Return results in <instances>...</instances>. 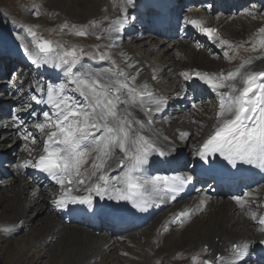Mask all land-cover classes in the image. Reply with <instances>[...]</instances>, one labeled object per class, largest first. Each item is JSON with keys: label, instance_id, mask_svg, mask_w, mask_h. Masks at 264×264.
Segmentation results:
<instances>
[{"label": "bare ground", "instance_id": "1", "mask_svg": "<svg viewBox=\"0 0 264 264\" xmlns=\"http://www.w3.org/2000/svg\"><path fill=\"white\" fill-rule=\"evenodd\" d=\"M22 1L29 17L35 12L32 19L43 15L45 22L16 21L8 16L11 11L8 5L0 9V76H3L0 90H7L0 104V151L5 154L6 168L10 169V173H6L8 178L4 177L0 184V259L4 257L8 264H42L44 259L52 257L57 247L62 263L74 260L75 264H203L204 261L210 264H264L257 257V245L264 241V224L260 223V218L264 217V184L249 189L240 198V203L234 196L212 198L200 189V192L195 191L168 205L162 212L152 211L147 224L113 232L102 222L95 229L88 217L105 214L104 219H108L107 214L118 199L93 193L91 206L67 203L57 207L54 201L64 191L62 186L56 181L43 182L36 176L34 167H19L25 160L34 162L43 153L46 133L50 129L42 132L36 125L48 124L54 119L51 110L55 109L50 104L46 103L49 107L38 113L30 108V97H41L42 90L47 93L50 86L63 83L66 85L64 95L83 102V97L76 91L77 85L70 80L87 79L84 76L87 72L93 79L99 76L103 82L110 83L125 80L116 75L124 71L129 78L126 82L138 93L144 92L146 85V91L152 94L151 97L138 96L136 105L128 108L143 123L142 128L135 124L133 128L164 153L159 160L155 152H150L147 162L141 165V172L133 175L151 180L181 165L186 171L187 183L184 185L191 186L194 181L189 162L219 123L216 116L219 97L195 73L226 75L249 58L252 63L241 69L242 72L264 70V46L259 44L264 40V33L259 31L264 28V2L241 0L232 3L237 8L236 17L240 15L234 19L228 13L216 16L204 5L206 3L198 5L194 0H156L161 6L172 4L168 13L175 27V31L170 29L158 34L148 28L147 16L153 10L151 0H134L131 5L126 0ZM246 3L251 8L242 6ZM201 18L205 21L204 27L216 28V36L229 44L220 45V39L214 36L210 48L198 29H189L187 20ZM64 25L67 27H62ZM26 28L36 33L40 31L42 39L51 41L53 47L59 45L61 52L77 51L80 61L73 67L71 77L65 75L68 66L56 60L54 54L49 63H44L43 55L25 52V48L38 52ZM77 30L87 34L76 35ZM14 42L23 49V55L12 49ZM216 46H219L218 50H215ZM155 53L159 56L152 60ZM101 55L107 58L102 60ZM21 56L25 62L19 63L20 68L35 60L41 66H47L46 72L35 79L27 67L25 75L15 74L16 81L8 83L4 76L11 72L12 65L19 62ZM183 73H187V77ZM132 76L136 77L135 81L130 79ZM237 86L242 87L239 80ZM198 87H201L200 92ZM33 88H36L35 92ZM227 90L219 89L220 92ZM160 98L164 103L156 110L157 105L152 101ZM141 100L149 111L141 110ZM124 107L120 105L121 110ZM185 108L188 109L184 111ZM45 112L49 117L44 116ZM14 120L18 124H14ZM16 141L21 145L23 157L13 165L11 153L14 150L10 146ZM95 155H90L83 166L88 170L83 175L85 185H72L77 189L72 195H88L84 191L86 186L103 183L88 175ZM122 158L123 153L116 149L103 172L112 183H116L115 178L123 172ZM0 177L3 178V173ZM160 186L149 184L142 190L149 204L159 201ZM109 195L115 193L110 191ZM177 211L189 213L180 225L177 222L171 224ZM33 215L37 218L30 219ZM19 221H22L20 225ZM234 243L246 244L247 249L235 256L231 248Z\"/></svg>", "mask_w": 264, "mask_h": 264}, {"label": "snow or ice", "instance_id": "2", "mask_svg": "<svg viewBox=\"0 0 264 264\" xmlns=\"http://www.w3.org/2000/svg\"><path fill=\"white\" fill-rule=\"evenodd\" d=\"M133 2L134 0H126L129 5ZM187 23L209 39H213L214 36L220 39L216 36L217 29L203 26L205 23L203 18L189 19ZM62 27H67V25ZM72 27L75 28L74 25ZM25 31L32 37V44L38 50V52H33L25 48L26 53L33 56L42 53L44 63H49L54 54L56 60L68 66L65 75L69 77L73 75V67L80 61V56L75 49L61 52L58 50L59 45L53 47L51 41L39 38L31 28H26ZM116 31L119 29L117 28ZM259 31L264 33V28ZM75 34L83 36L87 33L77 30ZM225 44L229 42L220 39V45ZM259 44L264 46V40L259 41ZM255 48L254 44L253 50ZM224 54L227 56L228 52L225 51ZM106 58V55L100 57L102 60ZM251 63L252 59L249 58L226 75L195 73L219 97V111L216 113L219 123L215 131L203 142L199 152L202 159L209 154L219 152L233 167H236L238 163H243L264 168V70L241 71ZM116 75L125 77V80L117 79L105 83L99 76L93 79L92 75L87 72L84 73L87 79L70 80L71 83L77 85L76 91H79L83 97V102L75 101L72 97L64 95L66 85L63 83L47 89V101H38L46 102L55 109L54 119H51L48 124L36 125V128L42 132L46 128L50 129L44 141V154L34 162L32 160L23 161L19 167L38 168L47 172L62 186L64 191L60 198L54 201L57 207H63L67 203L91 206L92 194L95 193L101 197L108 195L109 199L131 201L134 208L145 210L141 204L137 203V200L147 185L151 184L153 187L163 185L166 191L176 192L179 191V185L187 183L186 180L177 177H153L148 180L133 175V173L141 172V165L147 162L150 152H159L161 156L164 153L140 136L138 130L133 128L134 124L142 128L143 123L128 110L129 107L136 105L138 96L151 97L152 94L146 91V85L144 86L145 91L138 93L136 88L126 82L129 78L124 71H119ZM182 75L187 77V73ZM130 79L135 81L136 77L132 76ZM237 80L242 87L237 86ZM223 88L228 90L220 92L219 89ZM122 96L125 98L122 99ZM152 102L157 105L156 110H159V105L163 104L164 100L160 98ZM120 105H125L123 110ZM139 106L141 110L149 111L144 108L142 100ZM44 116L49 117V113L45 112ZM116 149L123 153V158L120 160L123 172L120 177L115 178L116 183H112L111 178L105 177L103 172L109 166L108 161L113 158ZM93 153L96 155L88 175L97 177L98 181L103 183L86 186L84 191L88 195H72V192L77 190L72 185H85L83 175L84 171L88 170L83 169V166ZM110 191L115 195H109ZM234 199L237 203L241 202L239 197ZM203 203L201 201V204ZM188 215L187 211H182L176 215L172 223L182 222V218ZM260 223L264 224V217L260 218ZM231 248L234 255L239 256L247 249V245L234 243ZM203 264H210V262L204 261Z\"/></svg>", "mask_w": 264, "mask_h": 264}, {"label": "rangeland", "instance_id": "3", "mask_svg": "<svg viewBox=\"0 0 264 264\" xmlns=\"http://www.w3.org/2000/svg\"><path fill=\"white\" fill-rule=\"evenodd\" d=\"M6 5H8L10 8H11V11L9 12V14H8V16L10 17V18H13V19H15L16 21H23V20H28V19H31L32 21H34L35 23H40L41 21H43V22H45V19H43V15H41L38 19H32V17H35V15H36V13L35 12H32V16H31V14H30V17L27 15V12H28V10H27V7H26V4H25V2L24 1H22V0H0V9H3ZM246 6H247V4H245ZM244 5V6H245ZM260 6H262V5H260ZM245 8V7H244ZM247 8H249L248 6L246 7V9ZM250 8H251V6H250ZM23 13V15H22V13ZM244 11V10H243ZM242 11V12H243ZM249 11V10H248ZM242 12H241V14H242ZM231 14H230V16L233 14V11L232 12H230ZM29 14V13H28ZM218 14H219V12H216L215 13V15L216 16H218ZM21 15H22V17H21ZM229 15V14H228ZM240 16V15H239ZM239 16H235V15H233V17H235L234 19H237ZM262 16V15H261ZM43 19V20H42ZM11 32V31H10ZM6 33L8 34V36L11 38V39H13V37H12V35L6 30ZM191 33H189V35H190ZM189 35L187 36V38H189ZM37 36L39 37V38H41L42 39V34H41V32L39 31L38 33H37ZM3 45H5V43H3ZM13 48L12 49H14L16 52H18V53H20V54H24V52H23V49L21 48V47H19V45L17 44V43H13ZM136 46H138V48H140V46H139V44L138 43H136ZM34 48H35V46H34ZM6 49V48H5ZM36 50V49H35ZM37 51V50H36ZM156 54V55H155ZM154 55H152L151 56V59L153 60V59H155V57H156V59H157V57L159 56V53H155ZM15 72H17V71H15V69L13 68V70H11V74H12V76H14L15 75ZM0 79H1V77H0ZM2 80V79H1ZM7 90H5V92H6ZM4 92V90L2 91V90H0V104L2 103L1 101L2 100H4L5 99V93ZM8 103H10V102H8ZM7 103V104H8ZM188 108H185L184 109V111L185 110H187ZM2 127H0V129H1ZM179 135H181V134H179ZM36 137V136H35ZM10 148L11 149H13L14 150V152L13 153H11V158H12V161H13V165H16L18 162H19V158H20V160L22 159V157H23V154H21L20 153V151H21V145H19V142L18 141H16V142H13L12 144H11V146H10ZM18 161V162H17ZM6 173H10V169H6V172H5V174H4V176H3V180H4V177L5 178H8V175L9 174H6ZM3 180H0V184H1V181H3ZM37 218L35 215H33V216H29V218L31 219V218ZM19 223H21V221L19 222ZM18 223V225H20ZM125 232H123L122 234H124ZM127 233V232H126ZM122 234H120V235H122ZM58 246H59V244H58ZM0 264H8L7 263V260H5L4 259V257L2 258V259H0ZM42 264H75V261L74 260H72V261H69V262H66V263H62V261H61V252H60V250L56 247V249L54 250V252H53V255H52V257H48V258H46V259H44L43 260V263ZM77 264V263H76Z\"/></svg>", "mask_w": 264, "mask_h": 264}]
</instances>
